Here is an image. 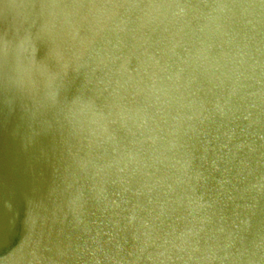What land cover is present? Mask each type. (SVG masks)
<instances>
[{
    "label": "water",
    "instance_id": "1",
    "mask_svg": "<svg viewBox=\"0 0 264 264\" xmlns=\"http://www.w3.org/2000/svg\"><path fill=\"white\" fill-rule=\"evenodd\" d=\"M0 264H264V0H0Z\"/></svg>",
    "mask_w": 264,
    "mask_h": 264
}]
</instances>
